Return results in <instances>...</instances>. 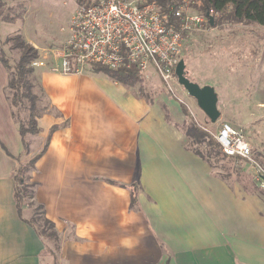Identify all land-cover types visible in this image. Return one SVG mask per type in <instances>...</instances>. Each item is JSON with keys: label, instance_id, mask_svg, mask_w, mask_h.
I'll list each match as a JSON object with an SVG mask.
<instances>
[{"label": "crops", "instance_id": "obj_1", "mask_svg": "<svg viewBox=\"0 0 264 264\" xmlns=\"http://www.w3.org/2000/svg\"><path fill=\"white\" fill-rule=\"evenodd\" d=\"M37 72L49 104L27 141L33 156L49 143L32 179L59 239L16 205L23 142L0 61V264H264V189L200 156L177 103L92 68Z\"/></svg>", "mask_w": 264, "mask_h": 264}, {"label": "rangeland", "instance_id": "obj_2", "mask_svg": "<svg viewBox=\"0 0 264 264\" xmlns=\"http://www.w3.org/2000/svg\"><path fill=\"white\" fill-rule=\"evenodd\" d=\"M187 3L188 11L198 12L191 5V0H187ZM79 4L77 0H6L4 11L0 15V56L3 50L12 64L18 61L20 49L13 46V41H8V38L15 35H21L27 42L41 47L38 49L39 54L44 49L59 47L67 35L61 28L68 25ZM6 15L13 17V20H6ZM210 15L214 16V24L211 25L209 19L202 29L186 39L181 59L186 63V72L191 80L202 86L215 87L221 111L216 123L210 121L196 99L179 84L178 78L174 82L175 91L170 92L151 68L141 75L138 82L128 87L138 96L148 99L147 101L167 102L168 109L173 113L176 112L174 102L177 103V114L186 115L183 123L180 121L178 125H183L186 139L195 146L199 155L224 173L246 174L243 176L248 179V174L252 175L254 171L252 166L240 158L223 156L216 151L215 144L210 142L209 137L198 136L195 139L196 135L189 133V129L192 128L193 120L202 131L216 140L215 134L220 123L230 122L244 130L254 157L264 165V24L234 22L226 18L222 20L213 11ZM37 70L39 68H35L38 78L34 80L33 92L39 96L36 111L42 114L49 103L42 93ZM27 113L21 114L22 117H26ZM33 154H24V163ZM31 207L35 209L34 206ZM32 209L30 218L38 227H42L43 220L39 217V212Z\"/></svg>", "mask_w": 264, "mask_h": 264}, {"label": "built area", "instance_id": "obj_3", "mask_svg": "<svg viewBox=\"0 0 264 264\" xmlns=\"http://www.w3.org/2000/svg\"><path fill=\"white\" fill-rule=\"evenodd\" d=\"M172 12L177 23H170L155 1L92 0L79 4L68 25L61 28L67 34L64 42L44 49L31 66L62 75L82 74L94 65L136 67L142 74L152 68L174 92L183 44L209 18L188 11V5ZM215 138L227 156L238 157L253 167V178L264 189V165L254 157L244 130L222 121Z\"/></svg>", "mask_w": 264, "mask_h": 264}, {"label": "trees", "instance_id": "obj_4", "mask_svg": "<svg viewBox=\"0 0 264 264\" xmlns=\"http://www.w3.org/2000/svg\"><path fill=\"white\" fill-rule=\"evenodd\" d=\"M91 1L92 0H77L80 4L90 3ZM147 1H155L160 7V10L168 15V21L170 23L178 22L173 15L174 13L172 12V9L178 8L181 5H188L185 0ZM5 5L6 0H0V15L4 11ZM191 5L198 10L197 13L203 15H207L212 10L213 13L220 15V19L222 20L226 18L228 20H233L234 22L264 24V0H191ZM4 18L9 21L13 20V17L9 15L4 16ZM8 41H13V46L20 49V57L16 63L12 64L3 50H1L0 56V61L6 66L10 75L6 94L12 108L13 119L19 125V132L23 142V150L16 157L19 161V166L14 176L15 201L20 213H22L27 206H35L34 212H39V217L43 220L41 233L44 235L46 234L58 242L59 233L55 228V224L44 216V206L37 203L35 200L36 188L39 183L32 179V173L36 169V163L48 147L49 137L46 140L44 148L38 154L34 155L26 163L22 160L23 155H28L31 151L30 143L27 141V135H36L40 132L38 117L41 112L36 111L39 96L33 92L35 84L34 80L38 77L35 75V68L31 66L32 61L39 56V50L34 44L27 42L21 35L11 36L8 38ZM92 70L94 72H103L113 80L127 85L138 82L142 75V72L136 67L109 69L103 66L94 65L92 66ZM42 93L44 94L43 89ZM183 110L186 111L184 107ZM25 112H28L26 117H22L21 114H25ZM187 115L189 116L188 112ZM192 123L193 125L192 128L189 129V133H194L196 135L195 139H197L198 136L209 137L210 142L215 144L216 151L221 152L225 157L239 159L238 157L227 156L222 151L221 145L217 140L202 131L193 120ZM55 128L56 126L52 127V131ZM135 188L132 200L133 203H135L137 198L135 194L137 190Z\"/></svg>", "mask_w": 264, "mask_h": 264}, {"label": "water", "instance_id": "obj_5", "mask_svg": "<svg viewBox=\"0 0 264 264\" xmlns=\"http://www.w3.org/2000/svg\"><path fill=\"white\" fill-rule=\"evenodd\" d=\"M210 19V24H214V16L207 14ZM176 76L178 82L188 92V94L194 97L198 106L205 112L212 123H216L220 116L221 111L218 107L219 96L214 86L212 85H200L199 83L191 80L186 72V63L184 59H181L176 67Z\"/></svg>", "mask_w": 264, "mask_h": 264}]
</instances>
